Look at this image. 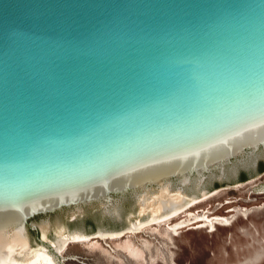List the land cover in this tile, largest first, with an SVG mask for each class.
<instances>
[{
  "label": "water",
  "instance_id": "1",
  "mask_svg": "<svg viewBox=\"0 0 264 264\" xmlns=\"http://www.w3.org/2000/svg\"><path fill=\"white\" fill-rule=\"evenodd\" d=\"M263 135L264 0H0V216L130 198Z\"/></svg>",
  "mask_w": 264,
  "mask_h": 264
},
{
  "label": "rangeland",
  "instance_id": "2",
  "mask_svg": "<svg viewBox=\"0 0 264 264\" xmlns=\"http://www.w3.org/2000/svg\"><path fill=\"white\" fill-rule=\"evenodd\" d=\"M261 160L264 161V144L245 149L223 166L212 167L200 177L192 174L186 185L182 186L177 177L172 178L174 189L181 186L191 199H201L223 189L216 197L187 212L210 215V218L228 217L229 224L218 226L214 232L211 227L201 228L204 223L200 222L180 230L177 236L169 228L172 225L164 223L147 226L137 234L127 233L121 239L96 236L100 230L122 229L146 216L140 212V189L138 194H130V198L110 193L104 204L86 202L72 205L55 215L32 216L26 223L27 235L33 250L45 248L50 251L54 264H264V172L259 171ZM250 166L253 171L248 170ZM243 171L248 173V180L244 182L241 180ZM150 189L156 187L150 186ZM118 211L122 218L116 216ZM91 214L94 222L90 220ZM190 217H181L179 221ZM75 232L91 237L83 243L70 239L66 251H57V239L70 238Z\"/></svg>",
  "mask_w": 264,
  "mask_h": 264
},
{
  "label": "bare ground",
  "instance_id": "3",
  "mask_svg": "<svg viewBox=\"0 0 264 264\" xmlns=\"http://www.w3.org/2000/svg\"><path fill=\"white\" fill-rule=\"evenodd\" d=\"M261 143H264V135L255 139L229 156L223 158L217 163L195 171L198 174H202L205 169H211L215 166H223L232 155L240 154L248 147L256 148ZM192 172L178 176L182 186L186 185L191 180ZM150 186H155L156 189H150ZM139 189L142 190V192L139 194V202L141 206L140 212L146 216H144L142 219L132 222L122 230H100L96 233V236L106 239H121V237L125 236L127 233H131V235L137 234L138 232H142L147 226L154 224L162 225L164 223H169L172 225L169 226V228L175 231V234L178 236L180 230L187 227L189 228L200 222L204 223L201 228L211 227L212 232L218 230V226H226L229 224V218L222 215H217L214 218H210V215H192L187 213L199 203H203L212 197H216V195L220 194L223 189L217 190L216 192L214 191V193L212 192L211 195H206L201 199L189 198L181 186L174 189L172 179L157 184L140 186ZM105 194L106 193H102L103 197ZM28 212L29 211L16 212L6 216H0V264L55 263L54 257L49 253L50 251L48 252L47 249H32V245L28 238L29 236L27 235V229L25 226V217L27 216ZM185 216L192 217L179 221L181 217ZM82 232H75L72 236L70 235V238L59 237L56 241V245L54 244L56 250L59 252L66 251L70 239L76 241L77 243H83L86 240L88 241L91 236Z\"/></svg>",
  "mask_w": 264,
  "mask_h": 264
},
{
  "label": "trees",
  "instance_id": "4",
  "mask_svg": "<svg viewBox=\"0 0 264 264\" xmlns=\"http://www.w3.org/2000/svg\"><path fill=\"white\" fill-rule=\"evenodd\" d=\"M259 171L260 172H264V161H261L259 163ZM241 180L244 182V181H247L248 180V173L246 171H243L242 174H241ZM90 220L91 222H94V217H93V214H91L90 216Z\"/></svg>",
  "mask_w": 264,
  "mask_h": 264
}]
</instances>
